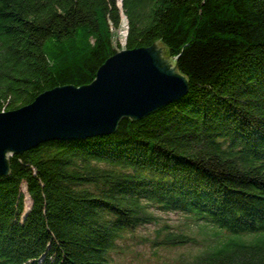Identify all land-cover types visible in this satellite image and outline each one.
I'll use <instances>...</instances> for the list:
<instances>
[{
    "label": "trees",
    "instance_id": "1",
    "mask_svg": "<svg viewBox=\"0 0 264 264\" xmlns=\"http://www.w3.org/2000/svg\"><path fill=\"white\" fill-rule=\"evenodd\" d=\"M160 38L188 77L182 97L10 156L0 264H117V240L154 221L153 204L232 232L190 264H264V0H0V111L91 82L121 47Z\"/></svg>",
    "mask_w": 264,
    "mask_h": 264
},
{
    "label": "water",
    "instance_id": "2",
    "mask_svg": "<svg viewBox=\"0 0 264 264\" xmlns=\"http://www.w3.org/2000/svg\"><path fill=\"white\" fill-rule=\"evenodd\" d=\"M170 48L162 38L147 47H121L91 82L56 85L27 104L1 110L0 175L10 172L16 152L49 139L111 133L122 117L141 118L182 97L189 80Z\"/></svg>",
    "mask_w": 264,
    "mask_h": 264
},
{
    "label": "rangeland",
    "instance_id": "3",
    "mask_svg": "<svg viewBox=\"0 0 264 264\" xmlns=\"http://www.w3.org/2000/svg\"><path fill=\"white\" fill-rule=\"evenodd\" d=\"M126 22L119 29H113V44L126 41ZM25 208L32 200L25 183ZM156 215L154 221L139 224L127 230L117 240V246L111 251L112 260L117 264H190L194 256L209 246L227 239L232 232L220 228L196 213L182 210H167L151 205ZM168 232L185 233L190 241L180 244L161 243ZM250 232H243V238H249Z\"/></svg>",
    "mask_w": 264,
    "mask_h": 264
}]
</instances>
